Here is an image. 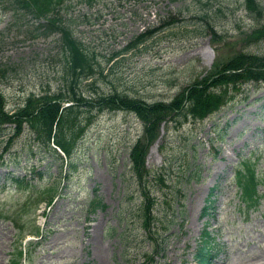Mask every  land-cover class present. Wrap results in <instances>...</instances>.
<instances>
[{"label": "rangeland", "instance_id": "1", "mask_svg": "<svg viewBox=\"0 0 264 264\" xmlns=\"http://www.w3.org/2000/svg\"><path fill=\"white\" fill-rule=\"evenodd\" d=\"M256 1L259 16L246 0H59V15L96 60L94 71L78 74L73 88L87 96L117 89L146 100L170 99L216 59L239 49L264 53V36L247 35L264 24V0ZM170 15L173 21L161 22ZM41 20L0 0V91L11 110L30 92L69 89L59 30L42 31ZM224 88L227 101L218 109L178 125L162 122L148 146V172L141 177L153 198V237L143 234L144 196L130 165L129 150L143 126L131 110L80 109L88 123L68 177L60 173L57 154L43 149L26 127L5 149L12 123H0V264H139L156 242L163 253L152 252L150 264H193L203 227L219 246L213 264H264V80ZM242 161L256 172L250 205L242 203L234 180ZM14 175L26 181L17 185ZM49 184L57 191L48 203L41 188ZM211 188L214 201L202 213ZM92 197L102 204L92 207ZM36 225L37 232L29 231ZM23 234L22 242L34 240L27 263L16 253Z\"/></svg>", "mask_w": 264, "mask_h": 264}, {"label": "trees", "instance_id": "2", "mask_svg": "<svg viewBox=\"0 0 264 264\" xmlns=\"http://www.w3.org/2000/svg\"><path fill=\"white\" fill-rule=\"evenodd\" d=\"M58 1L7 0L9 7L30 12L37 19L42 18L43 21L41 20L42 22L39 23L45 24L42 31L59 30L62 45L65 49V69L71 74V78L66 93L61 90L44 91L38 94L30 92L12 110L5 107V97L0 91V123L6 121L12 123L11 132L7 136L4 148L6 149L11 140L26 127L32 133L34 141L38 142L43 149L54 151L60 160L63 155L55 145L63 150L65 163L64 168L61 166L60 172L64 171L62 176L68 177L70 172L76 169L74 149L78 138L82 135L88 123V117L83 119L79 116L80 109L83 108L93 112L115 108L132 110L134 115L142 121L143 126L141 135L136 137L130 147L131 167L141 190L144 188L142 190L145 196L143 199L144 210L141 220V224L145 227L144 235L153 237L152 232L154 230L152 226L154 224L150 212L153 198L148 194V189L145 188L146 184L141 176L144 171L148 172L144 167V156L148 145L159 133L161 121L173 120L178 125L182 120L189 117L191 119L201 118L226 102L227 96H225L226 89L224 87L227 84H235L247 79H264V53L239 49L224 58L216 59L205 73L182 86L167 100H146L140 96L131 95L117 89L87 96L75 90L73 82L78 74H91L94 71L93 62L96 60L94 54L89 52L82 41L72 34L67 22L59 15L58 3L56 4ZM246 6L253 15H260L261 5L256 0H246ZM173 18L170 15L162 18L161 22L168 24L173 21ZM211 29L213 36L216 35L213 27ZM148 31L150 30L147 29L137 33L128 45L141 40ZM247 35L250 38L264 36V24L253 27ZM210 86H220V88L213 90ZM64 100L68 102L64 103ZM178 114H182L183 119L176 118ZM241 163H243L241 166L235 168L234 177L239 185L243 201L250 204L256 200V172L248 162L242 161ZM37 172L41 174L40 170ZM159 172L157 171L156 175L162 180V173L158 174ZM12 178L17 184H23L24 178L22 176L15 175ZM41 190L44 193L42 199L50 201L57 191V187L49 184L43 186ZM212 193V190H210L203 205L202 213L209 208L213 200ZM98 203H101L99 198L93 197L91 199L92 207ZM168 205L170 204L165 205V210L169 209ZM29 230L37 231V227ZM162 248L163 246L156 242L139 264H150L152 252L161 250V253H163ZM218 249L219 246L214 240V236L211 235L207 227H203L192 253L194 257L193 264H213ZM26 251V257L28 258V247H26ZM16 253L19 258L23 254V249L18 247Z\"/></svg>", "mask_w": 264, "mask_h": 264}]
</instances>
